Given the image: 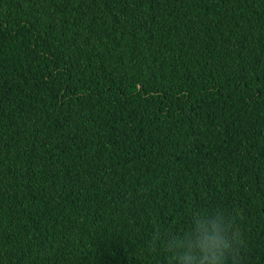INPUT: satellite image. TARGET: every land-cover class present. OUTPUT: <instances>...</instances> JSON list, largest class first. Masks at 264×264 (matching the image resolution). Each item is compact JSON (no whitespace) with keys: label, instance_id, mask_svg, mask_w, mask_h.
I'll return each instance as SVG.
<instances>
[{"label":"trees","instance_id":"obj_1","mask_svg":"<svg viewBox=\"0 0 264 264\" xmlns=\"http://www.w3.org/2000/svg\"><path fill=\"white\" fill-rule=\"evenodd\" d=\"M202 207L264 264V0H0V264H170Z\"/></svg>","mask_w":264,"mask_h":264},{"label":"clouds","instance_id":"obj_2","mask_svg":"<svg viewBox=\"0 0 264 264\" xmlns=\"http://www.w3.org/2000/svg\"><path fill=\"white\" fill-rule=\"evenodd\" d=\"M241 244L233 215L225 208H194L178 230L156 233L151 246L163 248L170 264H236Z\"/></svg>","mask_w":264,"mask_h":264}]
</instances>
